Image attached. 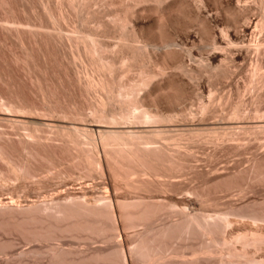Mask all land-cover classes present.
<instances>
[{"label":"rangeland","instance_id":"obj_1","mask_svg":"<svg viewBox=\"0 0 264 264\" xmlns=\"http://www.w3.org/2000/svg\"><path fill=\"white\" fill-rule=\"evenodd\" d=\"M87 1L83 2L84 6L81 3L78 5L79 8L77 6L74 8L75 4L70 6V3H67L66 0H43V2L42 0H0V208H9L10 202L19 205L21 208H28L50 198H60L61 201H64L65 198H72L89 204L96 203L98 198H107L113 203V218L115 220L114 224L117 225L116 228L118 227L116 230L118 233H115L114 241L108 243H103L97 237L86 239L82 236L73 239L69 235H56L55 238L52 237L49 241L31 242L30 238L28 239L27 236L24 238V235L8 220L9 211L1 209L0 216L2 218H0L3 220L0 219V264H6V261H12L13 258L16 259L20 252L26 250H37L42 253L39 256L40 259L36 256V259L28 257L29 261L39 260L41 262L43 260L42 262L45 263L47 257H45L44 252L47 247H57L63 250L66 248L65 251L86 252L97 247L103 248V246L108 249L117 243L122 245L123 252L127 249L123 253L124 256L126 255V263L134 264L133 261L135 260L130 259L128 249L132 247L131 238L142 230V226L128 228L127 225L125 227V219H121L124 218L121 215L126 210L124 206L127 202H131L127 204L131 205L134 204L135 200L136 203L144 200L142 205L145 204L152 212L154 210L153 217L155 216V218L152 217L150 220L153 228L178 222L181 217L176 212L178 208L187 207L186 212L189 211L188 213L203 216L204 219L205 217L215 219L219 215L223 216L226 213L227 216L229 214L230 226L226 227L227 231L221 233L222 235L218 233L219 235H216V238L223 239L222 237L225 236L224 239L228 244L230 243L229 245L232 244V248L241 251V244L239 242L235 243V237L245 235L244 237L248 238V236L252 237L253 233H264V216L259 214H264V207H261L264 205V0ZM156 16L158 17L156 18ZM189 19L193 20L194 23ZM97 25L101 27H97ZM164 29L168 30L167 33ZM83 35L95 38L103 49L101 57L114 63V67L112 66L113 74L111 73L109 77H106L113 87L110 93L98 89H90L89 91L86 86L89 82L96 83L99 78L101 79L103 71H100L101 69L96 66L95 62L93 63L96 60L95 58V60L89 59L90 57L87 54V56L85 55L84 47L87 46V43L77 41ZM137 38L138 41H136ZM225 40L227 41L225 42ZM167 47L170 49L167 50ZM228 47L235 48L231 50ZM67 58L69 61H67ZM214 58L221 60V64L214 63ZM127 62H130V65ZM151 76H154L151 78L152 80L150 79ZM140 83H143V86ZM145 83H148L147 86ZM129 84H140L138 85L140 88L137 89L140 95L136 92V95L133 98L131 97L132 102H135V104L132 103L131 107L129 106L132 113L137 114L146 110L154 116L151 120L148 119V122L145 120L139 121L138 119L136 121H134L135 119L132 120L131 125L146 132L145 137H143L144 132H141L142 135L137 133V136L141 135L144 138H142L143 141L138 140L141 142L154 140L151 141V146L156 144L155 147L170 144V149H173V145H176L175 149L176 147L178 149L180 144L181 151L178 154L181 157L175 156L177 159H171L164 153L156 155L159 156L157 159L156 156L152 157L153 161H148L151 165L148 164L150 168L152 167V171L162 173H158L161 175V179L159 178L161 182L154 179L140 180L142 178L134 174L130 178L131 181L137 183V189L128 187L127 184L125 186V179H119L124 178L123 173L127 172L126 169L128 168H122V171L121 168L119 170L115 166L111 157V149L115 145H110L111 148H102L101 138H98L101 137V134L99 135L96 132L97 128L102 131L105 129L127 130L126 127H129V125H123V122L120 121L122 126L120 124H115L116 127L115 125L111 126L107 123V119L110 115L119 113L118 110L121 108L123 97L117 98L115 96L116 89L119 85L126 86ZM178 84L180 86H177ZM175 87L176 90H173ZM124 100L126 99L124 98ZM100 101L105 103L103 109L106 117L104 119L94 116L93 112L98 109L99 106H96V104L99 105ZM133 105L137 108H134ZM22 115H24V118ZM172 116L173 118H171ZM155 118L157 119L155 120ZM171 122H173V125L169 124ZM226 122L228 123L226 124ZM64 127L66 129L62 131L61 129H64ZM80 127L82 129L93 128L94 133H89L87 139L81 134L74 133L79 135L80 145L78 147L65 138L67 137L65 132L70 131L69 133L72 134L71 130H81ZM159 130L163 132L161 131V133ZM152 132L157 133L155 135ZM29 134L34 138L28 136ZM180 134L182 135L180 136ZM153 136L159 138L155 139ZM147 138L150 140H147ZM115 144L121 146L118 141ZM102 150H105V153ZM103 153L109 157L107 156V158ZM86 156L93 159L91 162L94 165L86 160ZM91 158H89V161ZM109 158L111 159L109 160ZM14 167L16 169H13ZM131 170L135 173L136 168L132 167ZM134 177L135 179L138 177V179L135 180ZM147 183L150 185L146 186ZM103 187L105 188L103 189ZM166 187L167 189H165ZM123 200L126 202L121 207L122 205L119 204H124ZM119 207L125 210L121 211ZM256 215L260 218L263 217L262 220L260 218L258 220ZM255 216L256 218H254ZM3 217L7 219L4 220ZM173 219L174 221H172ZM198 240L196 237L190 240L193 241L192 243L183 239L174 240L167 247L164 254L170 257L172 251L184 249L190 246L189 244L197 246L202 241L201 238ZM209 244L211 243L209 242ZM185 245L187 246L185 247ZM212 245L214 246V244ZM219 245L212 246L217 254L214 255L215 257L213 256L212 261L219 259L222 255L226 256L224 253L225 248ZM259 248L258 250V248L247 247L246 251L255 260L260 261L261 258V261H264V246ZM185 250L182 251L187 254L188 252ZM166 252L171 253L170 256ZM185 256L188 259L192 258L188 254Z\"/></svg>","mask_w":264,"mask_h":264},{"label":"bare ground","instance_id":"obj_2","mask_svg":"<svg viewBox=\"0 0 264 264\" xmlns=\"http://www.w3.org/2000/svg\"><path fill=\"white\" fill-rule=\"evenodd\" d=\"M67 3H70L69 5L71 6L75 4L74 8L77 6V8H79V4L83 5V2L85 3L87 0H66ZM103 1V0H102ZM160 1V0H159ZM176 1V0H175ZM195 1V0H194ZM210 1V0H209ZM263 1V0H262ZM38 2V1H37ZM43 2V0H42ZM49 2V1H48ZM47 2V3H48ZM57 2V1H56ZM88 2V1H87ZM92 2V1H91ZM100 2V1H99ZM113 2V1H112ZM117 2V1H116ZM140 2V1H139ZM154 2V0H153ZM180 2V1H179ZM185 2V1H184ZM198 2V1H197ZM167 3V1H166ZM195 3V2H194ZM239 3V2H237ZM42 4V3H41ZM56 4V3H55ZM77 4V5H76ZM96 4V3H95ZM154 4V3H153ZM179 4V3H178ZM187 4V3H186ZM236 4V3H235ZM45 5V4H44ZM80 5V7H81ZM91 5V4H90ZM114 5V4H113ZM129 5V3H128ZM151 5V4H150ZM149 5V6H150ZM184 5V4H183ZM198 5V4H197ZM200 5V4H199ZM213 5V4H212ZM232 5V4H231ZM247 5V4H246ZM245 5V6H246ZM40 6V4H39ZM84 6V5H83ZM92 6V5H91ZM148 6V5H147ZM180 6V5H179ZM187 6V5H186ZM208 6V5H207ZM239 6V5H238ZM45 7V6H44ZM59 7H62V6H59ZM136 7V5H135ZM139 7V6H138ZM137 7V8H138ZM142 7V6H141ZM145 7V6H144ZM204 7V6H202ZM211 7V6H210ZM73 8V9H74ZM130 8V7H129ZM134 8V7H133ZM149 8V7H148ZM185 8V7H184ZM226 8V7H225ZM236 8V7H235ZM234 8V9H235ZM240 8V7H239ZM242 8V7H241ZM44 9V8H42ZM70 9V7H69ZM81 9V8H80ZM79 9V10H80ZM136 9V8H135ZM143 9V8H142ZM151 9V8H150ZM155 9V8H154ZM154 9H153V12H154ZM159 9V8H158ZM182 9V8H181ZM191 9V7H190ZM203 9V8H202ZM205 9V8H204ZM203 9V10H204ZM263 9V8H262ZM46 10V8H45ZM48 10V9H47ZM90 10V9H89ZM131 10V9H130ZM148 10V9H147ZM178 10V9H176ZM187 11V9H185ZM194 10V9H193ZM201 10V9H200ZM231 10V9H230ZM233 10V9H232ZM244 10V9H243ZM264 10V9H263ZM49 11V10H48ZM57 11V10H56ZM85 11V10H84ZM83 11V12H84ZM143 11V10H142ZM185 11V12H186ZM189 11V10H188ZM191 11V10H190ZM224 11V10H223ZM226 11V9H225ZM47 12V11H46ZM64 12V10H63ZM80 12V11H78ZM76 12V13H78ZM90 12V11H89ZM132 12V11H131ZM156 12V11H155ZM171 12V10H170ZM194 12V11H193ZM197 12V11H196ZM59 13V12H58ZM69 13V12H68ZM85 13V12H84ZM151 13V12H150ZM160 13V11H159ZM172 13V12H171ZM212 13V12H211ZM229 13V12H228ZM231 13V11H230ZM242 13V12H241ZM240 13V14H241ZM244 13V12H243ZM61 14V13H60ZM135 14V13H134ZM174 14V13H173ZM183 14V13H181ZM208 14V13H207ZM70 15V14H69ZM78 15V14H77ZM150 15V14H149ZM160 15V14H159ZM200 15V14H199ZM243 15V14H242ZM68 16V15H67ZM165 16V15H164ZM177 16V15H176ZM179 16V15H178ZM183 16V15H182ZM185 16V15H184ZM188 16V15H187ZM239 16V15H238ZM237 16V17H238ZM142 17V16H141ZM158 16H156L157 18ZM206 17V16H205ZM217 17V16H216ZM60 18V17H59ZM89 18V17H88ZM129 18V17H128ZM140 18V17H139ZM172 18V17H171ZM174 18V17H173ZM207 18V17H206ZM209 18V17H208ZM86 19V18H85ZM131 19V18H130ZM146 19V18H145ZM175 19V18H174ZM179 19V18H177ZM182 19V18H181ZM188 19V18H187ZM198 19V18H197ZM227 19V18H226ZM142 20V19H141ZM149 20V19H147ZM162 20V19H161ZM190 20V19H189ZM1 21V20H0ZM66 21V20H65ZM132 21V20H130ZM136 21V20H135ZM163 21V20H162ZM165 21V20H164ZM188 21V20H187ZM191 21V20H190ZM199 21V19H198ZM229 21V20H228ZM48 22V21H47ZM51 22V21H50ZM54 22V21H53ZM58 22V21H57ZM56 22V23H57ZM108 22V21H107ZM129 22V21H128ZM157 22V21H155ZM181 22V21H180ZM192 23H194V21L192 20L191 21ZM200 22V21H199ZM198 22V23H199ZM231 22V21H229ZM87 23V22H86ZM99 23V22H98ZM150 23V22H149ZM161 23V22H160ZM159 23V24H160ZM17 24V23H16ZM52 24V23H51ZM54 24V23H53ZM84 24V22H83ZM101 24V23H100ZM115 24V23H114ZM126 24V23H125ZM133 24V23H131ZM147 24V23H146ZM152 24V23H151ZM158 24V22H157ZM162 24V23H161ZM190 24V23H189ZM228 24V23H227ZM21 25V24H20ZM23 25V24H22ZM56 25V24H55ZM198 25V24H197ZM12 26V25H11ZM53 26V25H52ZM99 25H97L98 27ZM110 26V25H109ZM141 26V25H140ZM158 26V25H157ZM182 26V25H181ZM180 26V27H181ZM190 26V25H189ZM194 26V25H193ZM3 27V25H2ZM1 27V28H2ZM101 27V26H99ZM128 27V26H127ZM132 27V26H131ZM134 27V26H133ZM144 27V26H143ZM150 27V26H149ZM152 27V26H151ZM156 27V26H155ZM169 27V26H168ZM7 28V27H6ZM32 28V27H31ZM37 28V27H36ZM140 28V27H139ZM162 28V27H160ZM158 28V29H160ZM176 28V27H175ZM4 29V27H3ZM8 29V28H7ZM5 29V30H7ZM25 29V27H24ZM126 29V28H125ZM142 29V28H141ZM147 29V28H146ZM157 29V28H156ZM169 29V28H167ZM177 29V28H176ZM18 30V29H16ZM43 30V29H42ZM50 30V29H49ZM152 30V29H151ZM154 30V29H153ZM162 30V29H161ZM165 30V29H164ZM163 30V31H164ZM191 30V29H190ZM75 31V29H74ZM96 31V29H95ZM131 31V30H130ZM142 31V30H141ZM156 31V30H154ZM166 31V30H165ZM168 31V30H167ZM166 31V33H167ZM231 31V30H230ZM11 32V31H10ZM9 32V33H10ZM41 32V31H40ZM39 32V33H40ZM78 32V31H77ZM81 32V31H79ZM83 32V31H82ZM118 32V31H117ZM122 32V31H121ZM161 32V31H160ZM175 32V31H174ZM183 32V31H182ZM6 33V32H4ZM8 33V32H7ZM76 33V32H75ZM85 33V32H84ZM119 33V32H118ZM135 33V32H134ZM149 33V32H148ZM158 33V32H157ZM186 33V32H185ZM220 33V32H219ZM225 33V32H224ZM79 35V33H77ZM81 34V33H80ZM83 34V33H82ZM86 34V33H85ZM90 34V33H89ZM93 34V33H92ZM228 34V33H227ZM129 35V34H128ZM132 35V34H131ZM161 35V34H160ZM186 35V34H185ZM235 35V34H234ZM121 36H123L121 34ZM127 36V35H126ZM130 36V35H129ZM142 36V35H140ZM167 36V35H166ZM169 36V35H168ZM167 36V37H168ZM221 36V35H220ZM114 37V35H113ZM137 37V35H136ZM144 37V36H143ZM228 37V36H226ZM123 38V37H122ZM159 38V37H158ZM166 38V37H165ZM223 38V37H222ZM67 39V38H66ZM116 39V38H115ZM114 39V40H115ZM163 40V37L161 38ZM227 39V38H225ZM230 39V37H229ZM68 40V39H67ZM77 40V39H76ZM121 40V38H120ZM161 40V41H162ZM77 41H81L83 43H87V46L84 47V51H85V55L87 54L88 57H90L89 59H93L95 61H93V63L95 62V64H97L96 66H98L99 69H101L100 71H103V75H102V78L96 82V83H93V82H89L86 84L88 90L90 91V89H98V90H101V91H105V92H109L111 91V89L113 88L111 86V83L109 82V80L106 78L107 76L109 77L112 73V66L114 67V63L109 60V59H104L101 57V53H102V48L99 46L97 40L93 37H90L89 35H83L81 37H79V40ZM118 41V40H117ZM122 41V40H121ZM138 41V38L137 40ZM154 41V40H153ZM152 41V42H153ZM173 41V40H172ZM227 40H225L226 42ZM71 42V40H70ZM80 42V43H81ZM120 42V41H119ZM118 42V43H119ZM128 42V41H127ZM140 42V41H139ZM229 42V41H228ZM126 43V42H125ZM130 43V42H129ZM128 43V44H129ZM148 43V42H147ZM159 43V42H158ZM141 44V43H140ZM149 44V43H148ZM161 44V43H159ZM227 44V43H225ZM71 45V44H69ZM75 45V44H74ZM110 45V44H109ZM136 45V44H135ZM153 45V44H151ZM221 45V44H220ZM224 45V44H223ZM235 45V43H234ZM233 45V46H234ZM85 46V45H84ZM139 46V45H138ZM146 46V45H145ZM165 46V45H164ZM174 46V45H173ZM172 46V47H173ZM110 47V46H109ZM125 47V46H124ZM123 47V48H124ZM128 47V46H127ZM148 47V46H147ZM170 47V46H169ZM221 47V46H220ZM245 47H247L245 45ZM253 47V46H252ZM256 47V46H255ZM77 48V47H76ZM118 48V47H117ZM134 48V46H133ZM143 48V47H142ZM150 48V47H149ZM165 48V47H164ZM168 48V47H167ZM229 48V47H228ZM235 48V47H233ZM232 48V49H233ZM248 48V47H247ZM106 49V48H105ZM114 49V48H113ZM121 49V48H120ZM126 49V48H125ZM140 49V48H139ZM154 49V48H153ZM161 49V48H160ZM170 48H168L167 50H169ZM231 49V48H229ZM231 49V50H232ZM242 49V48H241ZM245 49V48H244ZM257 49V48H256ZM77 50V49H76ZM118 50V49H117ZM214 50V49H213ZM217 50V49H216ZM225 50V49H223ZM235 50V49H234ZM145 51V50H144ZM166 51V49H165ZM222 51V50H221ZM226 51V50H225ZM239 51V50H238ZM247 51V50H245ZM259 51V49H258ZM73 52V51H72ZM104 52V51H103ZM115 52V51H114ZM120 52H123V51H120ZM148 52V51H146ZM152 52V51H151ZM155 52V51H154ZM158 52V51H157ZM164 52V50H163ZM218 52V51H217ZM220 52V50H219ZM227 52V51H226ZM107 53V52H106ZM119 53V51H118ZM124 53V52H123ZM134 53V52H133ZM141 53V52H140ZM153 53V52H152ZM161 53V52H160ZM214 54L216 52H213ZM249 53V52H248ZM73 54V53H72ZM71 54V55H72ZM115 54V53H114ZM132 54V53H131ZM149 54V53H148ZM159 54V53H158ZM162 54V53H161ZM210 54V53H208ZM220 54V53H219ZM228 54V53H227ZM86 55V56H87ZM103 55V54H102ZM133 55V54H132ZM166 55V54H165ZM221 55V54H220ZM117 56V55H116ZM129 56V55H128ZM225 56V55H224ZM70 57V56H69ZM73 57V56H72ZM80 57V55H79ZM109 57V56H108ZM86 58V57H85ZM95 58V59H94ZM231 58V57H230ZM72 59V58H71ZM70 59V60H71ZM126 59V58H125ZM129 59V58H127ZM132 59V58H131ZM227 59V58H226ZM233 59V58H232ZM73 60H75V58L73 57ZM121 60V58H120ZM208 60V59H207ZM67 61L68 58H67ZM78 61V60H77ZM91 61V60H90ZM221 60H219L218 58H214L213 59V62L214 63H220ZM229 61V60H228ZM74 62V61H73ZM76 62V61H75ZM89 63V61H87ZM196 62V61H195ZM209 62V61H208ZM225 62V61H224ZM238 62V61H237ZM77 63V62H76ZM75 63V64H76ZM92 63V62H91ZM118 63V62H117ZM121 63V62H120ZM129 63L128 65H130V62H127ZM69 64V63H68ZM200 64V62H199ZM209 64V63H208ZM257 64V63H256ZM70 65V64H69ZM74 65V64H73ZM90 65V63H89ZM121 65V64H120ZM198 65V64H197ZM211 65V63H210ZM209 65V66H210ZM223 65V64H222ZM77 66V65H76ZM93 66V65H92ZM224 66V65H223ZM232 66V65H231ZM124 67V66H123ZM215 67V66H214ZM219 67V66H218ZM217 67V68H218ZM222 67V66H221ZM226 67V66H225ZM257 67V66H256ZM127 68V67H126ZM125 68V69H126ZM195 68V67H194ZM227 68V67H226ZM115 69V68H114ZM183 70V68H181ZM211 69V67H210ZM221 69V68H220ZM230 69V68H229ZM256 69V68H255ZM73 70H75L73 68ZM128 71V70H127ZM220 71V70H219ZM257 71V70H256ZM259 71V70H258ZM211 72V71H210ZM216 72V71H215ZM159 73V71H158ZM222 73H223V70H222ZM78 74V73H77ZM113 74V73H112ZM115 74V72H114ZM255 74V73H254ZM76 75V74H75ZM141 75V74H140ZM152 75V74H150ZM154 75V74H153ZM157 75V74H156ZM160 75V74H159ZM182 75V74H181ZM252 75V74H251ZM114 76V75H113ZM146 76V75H145ZM149 76V75H148ZM154 77V76H151L150 79ZM181 77V76H180ZM184 77V76H183ZM182 77V78H183ZM253 77V76H252ZM262 77V76H261ZM76 78V77H75ZM113 78V77H112ZM79 79V78H78ZM118 79V78H117ZM261 79V78H260ZM115 80V79H114ZM120 80V79H119ZM152 80V79H151ZM192 80V79H191ZM113 81V80H112ZM122 81V80H120ZM179 81V80H178ZM138 82V81H137ZM142 82V81H140ZM146 82V81H145ZM185 82V81H184ZM86 83V82H85ZM121 83V82H120ZM123 83V82H122ZM125 83V82H124ZM128 83V82H126ZM132 83V82H131ZM150 83V82H148ZM148 83H145L146 86ZM174 83V81H173ZM177 83H180V82H177ZM84 84V83H83ZM115 84V83H114ZM136 84V83H135ZM141 84V83H140ZM138 84V85H140ZM143 84V83H142ZM141 84V85H142ZM167 84V83H166ZM169 84V83H168ZM172 85V83H170ZM187 84V83H185ZM184 84V85H185ZM189 84V82H188ZM113 85V84H112ZM138 85H119V87L116 89V95L117 98L121 96L123 97L122 99V102H121V108L118 110L119 113H116V114H112L110 115L107 119V123L110 124L111 126L112 125H115V124H120V121L123 122V125L124 124H127L129 125V127H126L127 130H123V131H114L113 130H105L102 131V130H99L97 128V133H99V135L101 134V137H98V138H101V146L102 148L106 149L107 147L111 148L112 146L110 145H115L112 149H111V153H112V162L114 161V164L115 166H117L120 170V168H128L129 167H134L136 168V171L135 173H133V171L130 170L124 174V178H119L120 180L121 179H125V186L127 184L128 187H131V188H136L138 185L137 183H135V181H131V176L132 175H137L139 178H142L140 180H147V179H154L156 181H159L161 178V175L162 173L158 174L156 173L155 171H152L151 168H150V163L148 161L152 160L153 158L152 157H155L156 155H160L161 153H164L166 154L167 156H169V158L171 157L172 158H176L175 156H179L178 154H180V148H179V145H178V149L176 147L175 149V146L176 145H173L174 147H172L173 149H170L169 146L170 144H168V146H166L167 144H163V145H159V147H155L154 146H151V141L149 142H141L143 141L142 138L145 137V131H142V130H138L139 128L136 129V126H133L131 125V122L132 120L136 121L137 119L140 121V120H145L147 121L148 119L151 120L152 118H154V116L149 113L148 111L146 110H143L141 111L139 114L137 113H132V111L130 110L131 108V105H132V99L131 97L133 98L134 95H136V92L138 91L137 89L140 88ZM84 86V85H83ZM118 86V85H117ZM116 86V87H117ZM143 86V85H142ZM167 86V85H166ZM170 86V85H168ZM174 86V85H173ZM172 86V87H173ZM176 86V85H175ZM177 86H180L179 84ZM115 87V88H116ZM183 87V86H182ZM86 88V89H87ZM189 88V87H188ZM157 89V88H156ZM171 89V88H170ZM144 90V89H143ZM173 90H176V87L175 89ZM114 91V89H113ZM112 91V92H113ZM140 91V90H139ZM183 91V90H181ZM88 92V91H87ZM97 92V91H96ZM156 92V91H155ZM171 92V91H170ZM91 93V92H90ZM93 93V92H92ZM115 93V92H114ZM138 93V92H137ZM154 93V92H153ZM158 93V92H157ZM174 93V91H173ZM181 93V92H180ZM139 94V93H138ZM140 95V94H139ZM150 95V94H148ZM147 95V96H148ZM107 96V95H106ZM105 96V97H106ZM113 96V95H112ZM177 96V94H176ZM114 97V96H113ZM130 97V98H129ZM109 98V97H108ZM119 98V99H120ZM124 98L126 100H124ZM105 99V98H104ZM111 99V98H110ZM116 99V98H115ZM114 99V100H115ZM101 100V99H100ZM118 103V102H117ZM104 104L102 101H100V104L96 106H99L97 110L93 111L94 112V116L96 117H99V118H105L106 114H104ZM120 104V103H119ZM126 104V105H125ZM135 104V102L133 103ZM138 104V103H137ZM9 105V104H8ZM12 105V104H11ZM125 105V106H124ZM139 105V104H138ZM7 106V105H6ZM13 106V105H12ZM130 106V107H129ZM3 107V106H2ZM5 107V106H4ZM134 107V105H133ZM136 107V106H135ZM134 107V108H135ZM139 107H142V106H139ZM16 108V107H15ZM137 108V107H136ZM5 109V108H4ZM11 109V108H10ZM9 109V110H10ZM21 109V108H20ZM31 109V108H30ZM96 109V108H95ZM105 109L107 110V108L105 107ZM141 109V108H139ZM1 110V109H0ZM14 110V109H12ZM150 110V109H149ZM202 110V109H201ZM8 111V110H7ZM18 111H22V110H18ZM26 111V110H25ZM30 111V110H29ZM37 111V110H36ZM53 111V110H52ZM91 111V110H90ZM203 111V110H202ZM24 112V111H23ZM39 112V111H38ZM17 113V112H16ZM55 113V112H54ZM53 113V114H54ZM25 114V113H24ZM27 114V113H26ZM40 114V113H39ZM52 114V113H51ZM17 115V114H16ZM21 115V114H19ZM42 115V114H41ZM85 115V114H84ZM83 115V116H84ZM201 115H202V112H201ZM23 118H24V115H22ZM27 116V115H26ZM45 116V115H44ZM56 116V115H55ZM64 116V115H63ZM62 116V117H63ZM74 116V115H73ZM193 116V115H192ZM199 116V115H198ZM18 117V116H17ZM50 117V116H49ZM59 117V116H58ZM70 117V116H69ZM78 117V116H77ZM87 117V116H86ZM186 117V116H185ZM22 118V117H21ZM28 118V117H27ZM30 118V117H29ZM40 118V117H39ZM81 118V117H80ZM173 118V116L171 117ZM44 119V118H43ZM75 119V118H74ZM79 119V118H78ZM92 119V118H91ZM157 118H155L156 120ZM167 119V118H166ZM14 120V119H13ZM46 120V119H45ZM161 120H165V119H161ZM171 120V119H170ZM9 121V120H8ZM22 121V120H21ZM24 121V120H23ZM52 121V120H51ZM102 121V120H101ZM100 121V122H101ZM153 121V120H152ZM159 121V120H158ZM167 121V120H166ZM192 121V120H191ZM20 122V120H19ZM18 122V123H19ZM25 122V121H24ZM50 122V121H49ZM64 122V121H63ZM79 122V121H78ZM148 122V121H147ZM157 122V121H155ZM190 122V121H188ZM215 122V121H214ZM221 122V120H220ZM264 122V121H263ZM13 123V121H12ZM27 123V122H26ZM40 123V122H39ZM77 123V122H76ZM103 123V122H102ZM101 123V124H102ZM136 123V122H135ZM151 123V122H150ZM160 123V122H159ZM163 123V122H161ZM173 122L169 123V124H172ZM178 123V122H177ZM180 123V122H179ZM192 123V122H190ZM228 122H226L227 124ZM262 123V121H261ZM17 124V123H16ZM68 124V123H67ZM75 124V123H74ZM99 124V125H101ZM105 124V122H104ZM133 124V123H132ZM144 124V123H143ZM156 125V123H154ZM153 124V125H154ZM167 123V126L169 125ZM205 124V123H204ZM207 124V123H206ZM18 125V124H17ZM75 125H78V124H75ZM82 125H85V124H82ZM121 125V124H120ZM146 125V124H145ZM148 125V124H147ZM173 125V124H172ZM64 126V125H63ZM62 126V127H63ZM86 126V125H85ZM117 125H115L116 127ZM119 126V125H118ZM122 126V125H121ZM132 126V127H130ZM149 126V125H148ZM181 126V125H180ZM184 126V125H182ZM224 126V125H223ZM261 126V125H260ZM47 127V126H46ZM54 127V126H53ZM59 127V126H58ZM82 127V126H81ZM80 127L81 130H74L75 129V126H74V129L73 131L71 130V132H73L72 134L69 133L70 129L68 130L69 134L65 132V134H67L65 138H67L68 140H70V142L72 144H74L75 146H78L80 145V142H79V135L78 134H81V136H85L88 137L89 133L92 134L94 133V130L93 128L91 129L90 127L88 128H85V129H82ZM96 127H98L96 125ZM134 127V128H133ZM143 127V126H142ZM177 127V126H176ZM259 127V126H258ZM257 127V128H258ZM41 128V127H40ZM57 128V127H56ZM73 128V127H72ZM102 128V126H101ZM106 128H111V127H106ZM114 128V127H112ZM119 128V127H117ZM125 128V127H123ZM227 128V127H226ZM244 128V127H243ZM35 129V128H34ZM52 129V128H51ZM50 129V130H51ZM54 129V128H53ZM58 129V128H57ZM61 129V128H60ZM66 128L64 127V129H61L62 131L65 130ZM68 129V128H67ZM120 129V128H119ZM122 129V128H121ZM133 129H136V130H133ZM173 129V128H172ZM180 129V128H179ZM242 129V127H241ZM158 130V129H157ZM156 130V131H157ZM164 130V129H163ZM177 130V129H176ZM175 130V131H176ZM213 130V129H212ZM37 131V130H36ZM60 131V130H59ZM151 131V130H150ZM155 131V130H154ZM160 131V130H159ZM162 131V130H161ZM160 131V132H161ZM174 131V130H172ZM81 132V133H80ZM141 132L143 133L144 132V136L142 137L141 135ZM158 132V133H160ZM163 132V131H162ZM161 132V133H162ZM30 133V131H29ZM34 133V132H33ZM52 133H53V130H52ZM74 133H78V134H74ZM141 134L140 136H137L136 134ZM152 133H155V132H152ZM157 133V132H156ZM155 133V135H156ZM231 133V132H230ZM229 133V134H230ZM26 134V133H25ZM46 134V133H45ZM63 134V133H62ZM64 134V135H65ZM224 134V133H223ZM24 135V134H23ZM44 135V134H43ZM48 135V133H47ZM63 135V136H64ZM148 135V133H147ZM154 135V134H152ZM161 135V134H160ZM179 135V134H178ZM182 134H180L181 136ZM185 135V134H184ZM228 135V134H227ZM231 135V134H230ZM234 135V134H233ZM28 136H32L31 134H29ZM49 136V135H48ZM51 136V135H50ZM54 136V135H53ZM57 136V135H55ZM60 136V135H59ZM158 136V135H157ZM226 136V135H225ZM224 136V137H225ZM33 137V136H32ZM94 137V135H93ZM92 137V139H94ZM147 137V136H146ZM154 137V136H153ZM222 137V136H221ZM231 137V136H230ZM24 138V136H23ZM31 138V137H30ZM34 138V137H33ZM36 138V136H35ZM62 138V137H61ZM89 138V137H88ZM150 138V137H149ZM147 138V140L149 139ZM155 138V137H154ZM159 138V137H157ZM155 138V139H157ZM177 138V137H176ZM175 138V139H176ZM26 139V138H25ZM64 139V138H63ZM87 139V138H86ZM138 139H141L138 140ZM144 139V138H143ZM217 139V138H216ZM219 139V137H218ZM223 139V138H222ZM233 139H235L233 137ZM29 140V139H28ZM37 140V139H36ZM59 140V139H58ZM67 140V141H68ZM138 140V141H137ZM150 140V139H149ZM160 140V139H159ZM173 140V138H172ZM180 140V139H179ZM34 141V140H33ZM66 141V140H65ZM81 141V139H80ZM86 141V140H85ZM84 141V142H85ZM89 141V140H88ZM118 141L121 145V146H118L117 144H115V142ZM121 141V142H120ZM154 141V140H153ZM152 141V142H153ZM21 142V141H20ZM30 142V141H29ZM42 142V141H41ZM173 142V141H172ZM38 143V142H37ZM44 143V142H43ZM53 143V141H52ZM63 143V142H62ZM163 143V142H162ZM60 144V143H59ZM84 144V143H83ZM24 145V144H23ZM37 145V144H36ZM40 145V144H38ZM50 145V144H49ZM56 145V144H55ZM82 145V144H81ZM86 145V143H85ZM88 145V144H87ZM183 145V144H182ZM30 146V145H29ZM68 146V145H67ZM73 146V145H71ZM157 146V145H156ZM26 147V145H25ZM24 147V148H25ZM32 148V147H31ZM77 148V147H76ZM84 148V147H83ZM182 148H184L182 146ZM23 150V149H22ZM36 150V149H35ZM78 150V149H77ZM182 150V149H181ZM32 151V150H31ZM76 151V150H75ZM103 151V150H102ZM105 151V150H104ZM103 151V152H104ZM92 152V151H91ZM186 152V151H184ZM36 153V152H35ZM78 153V152H77ZM83 154L85 152H82ZM87 153V152H86ZM105 153V152H104ZM103 153V154H104ZM107 153V152H106ZM110 153V154H111ZM91 154V153H90ZM25 155V154H24ZM36 155V154H35ZM86 155V154H85ZM106 155V154H104ZM83 156V155H82ZM108 155H106L107 157ZM166 156V157H167ZM185 157V155H183ZM109 157V156H108ZM107 157V158H108ZM159 156H156L155 158L157 159ZM181 157V156H179ZM39 158V157H38ZM74 158V157H73ZM81 158V157H80ZM86 160L92 164L91 161H93V159L91 157H85ZM89 158L90 161H89ZM94 158V157H93ZM34 159V158H33ZM36 159V158H35ZM84 159V157H83ZM104 159V158H103ZM111 158H109L110 160ZM163 159V158H161ZM173 159V161H174ZM177 159V158H176ZM74 160V159H73ZM85 160V161H86ZM155 160V159H154ZM160 160V159H159ZM167 160V159H166ZM170 160V159H169ZM168 160V161H169ZM181 160V159H180ZM30 161V160H29ZM96 161V160H95ZM153 161V160H152ZM158 161V160H157ZM172 161V160H171ZM79 162V161H78ZM83 162V161H82ZM87 162V164H88ZM107 162V161H106ZM111 162V163H112ZM163 162V161H162ZM167 162V161H166ZM179 162V161H178ZM7 163V162H6ZM101 163V162H99ZM150 165H149V164ZM154 163V162H153ZM156 163V162H155ZM169 163V162H168ZM175 163V162H173ZM83 164V163H81ZM9 165V164H8ZM85 165V164H84ZM89 165V164H88ZM94 165V164H92ZM102 165V164H101ZM110 165V164H108ZM149 165V166H148ZM154 165V164H153ZM161 165V163H160ZM159 165V166H160ZM169 165V164H168ZM174 165V164H173ZM11 166V164H10ZM158 166V167H159ZM177 166V165H176ZM90 167V166H89ZM88 167V168H89ZM96 167V166H95ZM112 167V166H111ZM110 167V168H111ZM163 168V166H161ZM172 167V166H171ZM178 167V166H177ZM97 168V167H96ZM103 168V167H102ZM117 168V169H118ZM167 168V167H165ZM173 168V167H172ZM13 169H16L15 167ZM115 169V168H114ZM157 169V168H156ZM164 169V168H163ZM19 170V169H18ZM22 170V169H21ZM92 170V169H91ZM89 170V171H91ZM103 170V169H102ZM168 170V169H166ZM15 171V170H14ZM32 171V170H31ZM95 171V170H94ZM100 171V169H99ZM112 171V170H111ZM123 171V169H122ZM132 171V172H131ZM181 171V170H180ZM118 172V171H117ZM179 172V171H178ZM177 172V173H178ZM14 173V172H13ZM102 173V172H101ZM120 173V172H119ZM167 173V172H166ZM15 174V173H14ZM112 174V172H111ZM122 174V175H123ZM23 175V174H22ZM35 175V174H34ZM117 175V174H115ZM119 175V174H118ZM26 176V175H25ZM165 176V174H164ZM18 177V176H17ZM138 177L136 179H138ZM166 177V176H165ZM164 177V178H165ZM24 178V177H23ZM30 178V177H29ZM117 178V177H116ZM160 178V179H159ZM163 178V180H165ZM170 178V177H169ZM176 178V177H175ZM22 179V178H21ZM135 179V177H134ZM135 179V180H136ZM116 180V179H115ZM153 180V181H154ZM169 180V179H168ZM171 180V179H170ZM138 181V180H137ZM37 182V181H36ZM139 184L140 181H138ZM150 182V181H149ZM161 182V180H160ZM169 182V181H168ZM122 183V182H121ZM144 183V182H143ZM151 183V182H150ZM153 183V182H152ZM156 183V182H155ZM149 183H147L146 186H148ZM165 184V182H164ZM150 185V184H149ZM160 185V184H159ZM158 185V186H159ZM170 185V184H169ZM67 186V185H66ZM142 186V185H141ZM140 186V187H141ZM153 186V185H152ZM156 186V185H155ZM139 187V188H140ZM143 187V186H142ZM145 187V186H144ZM174 187V186H173ZM67 188V187H66ZM105 187H103L104 189ZM127 188V187H126ZM149 188V187H147ZM145 188V189H147ZM157 189V187H155ZM116 190L118 188H115ZM129 189V188H128ZM137 189V188H136ZM144 189V188H142ZM163 189V188H162ZM167 189V187L165 188ZM139 190V189H138ZM141 190V189H140ZM176 190V189H175ZM56 191V190H55ZM63 191V190H62ZM104 191V190H103ZM134 191V190H133ZM143 191V190H142ZM151 191V190H150ZM170 191V190H169ZM108 192V191H107ZM107 192H104V193H107ZM147 192H149L147 190ZM46 193V192H45ZM48 193V191H47ZM56 193V192H55ZM54 193V194H55ZM60 193V192H59ZM103 193V192H102ZM165 193V191H164ZM171 193V192H170ZM242 193V192H241ZM58 194V193H57ZM63 194V192H62ZM172 194V193H171ZM177 194V193H176ZM53 195V194H51ZM61 195V193H60ZM180 195V194H179ZM57 196V195H56ZM59 196V194H58ZM54 197V196H53ZM70 197V196H69ZM103 197H107V196H103ZM42 198V197H41ZM84 198V197H83ZM109 198V197H108ZM180 198V197H179ZM60 198H50V199H46V200H43L42 202H40L38 205H32L31 207H28V208H21L19 205L17 204H14L13 202H8L9 203V208L7 209H3V208H0V210H8V220H10L12 222L13 225H15V228L22 234L24 235V238L25 236L28 237V239L30 238L31 239V242H35V241H49L50 238L56 236V235H69L70 237H72L73 239L74 238H80L82 236H84L86 239L87 238H94V237H97V238H100L103 243H108V242H113L114 241V237H115V233H118L116 232L117 228L114 224V210H113V203L110 201V199L108 200L107 198H98V200L96 201V203L93 202V204H89L87 202H80L79 200L76 201L75 199H72V198H65L64 201H61L59 200ZM80 199V198H79ZM140 199V197H139ZM172 199V198H171ZM119 200V199H118ZM13 201V200H12ZM20 201V200H19ZM40 201V200H39ZM38 201V202H39ZM144 201V200H143ZM142 201V202H143ZM3 202V201H1ZM26 202V201H25ZM121 202V201H120ZM124 202V200H123ZM126 202V201H125ZM125 202L124 204H119L121 207H123V205H125ZM142 202H139L136 203V200L135 202H133L134 204H131V205H127L131 202H127V204L124 206L125 209H121V211L125 210V212L123 211V214L121 212V216H123L124 218H121V219H125L124 220V225H126L125 227H127L128 225V228H135L137 226H142V230L140 232H138L137 234H135L133 236L132 239V247L130 249H128V253L129 255L131 256H128L130 259H134L135 261L134 264H264V261H261V258H260V261L258 260H255L254 258H252L251 256L248 255L246 249L247 247H250V248H258V250L260 249L259 247H262L264 246V233H257V234H252L250 236H248V238H245L244 236H237L235 237L236 242H239L241 244V251H236L234 248L231 247V245L228 244V242H226V240L224 239V237H222L223 239H218L216 238V235L218 236L220 233V235H222L221 233H224L225 230H226V227H228V225L230 224V220L228 219V215L226 216V213L223 214V216H218L217 218L215 217V219L213 218H208V217H205V219L203 218V216H199V215H195V214H191V213H188L186 212V208H182V209H177L176 212L179 213V216L181 215V217L179 218V221L178 222H173L171 224H168V225H164V226H161L159 228H153L150 224V220L151 218L153 217V212L149 209V207L147 208V206L144 204V206L142 205ZM175 202V201H174ZM7 203V202H6ZM141 203V204H140ZM145 203H148V202H145ZM156 203V202H155ZM153 203V204H155ZM160 203V202H159ZM164 203H166L164 201ZM168 203V201H167ZM256 203V202H255ZM263 203V202H262ZM32 204V203H31ZM259 204V203H258ZM30 205V204H29ZM148 205V204H147ZM159 205V204H158ZM166 205V204H165ZM174 205V204H173ZM152 206V205H151ZM156 206V205H155ZM164 206V205H163ZM175 206H176V203H175ZM174 206V207H175ZM248 206V205H247ZM5 207V206H4ZM161 207V205H160ZM173 207V208H174ZM242 207V206H241ZM245 207V206H244ZM252 207V206H251ZM261 207H264L261 206ZM128 208V209H127ZM151 208V207H150ZM156 208V207H155ZM159 208V207H158ZM157 208V209H158ZM172 208V210H173ZM250 208V207H249ZM254 208V207H253ZM156 209V210H157ZM161 209H164V208H161ZM160 209V210H161ZM176 209V208H174ZM242 209V208H241ZM245 209H248V208H245ZM1 210V211H2ZM231 210V208H230ZM239 210V209H237ZM264 210V208H263ZM262 210V211H263ZM168 211V210H167ZM254 211V210H253ZM252 211V212H253ZM256 211V210H255ZM4 212V211H3ZM174 212V211H172ZM257 212V211H256ZM5 213V212H4ZM119 213V212H118ZM228 213V212H227ZM254 213V212H253ZM258 213V212H257ZM157 214V213H156ZM161 215V213H159ZM168 214V212H167ZM171 214V212H170ZM176 214V213H175ZM174 214V215H175ZM248 214V213H247ZM252 214V213H250ZM255 214V213H254ZM253 214V215H254ZM261 216H264L263 213H259ZM2 215V214H1ZM10 215V216H9ZM165 215V214H164ZM177 215V214H176ZM232 215V214H231ZM258 215V214H257ZM256 215V216H257ZM178 216V215H177ZM235 216V215H233ZM240 216V215H239ZM248 216H251V215H248ZM256 216L254 218H256ZM1 217V216H0ZM167 217V216H166ZM172 217V216H170ZM213 217V216H211ZM231 217V216H230ZM2 218V217H1ZM0 218V219H1ZM4 218V217H3ZM6 217L4 218L7 219ZM155 218V216L153 217ZM169 218V217H168ZM173 218V217H172ZM208 218V219H206ZM249 218V217H248ZM258 220L260 218V216H257ZM263 217L260 218V220H262ZM3 220V219H1ZM264 220V219H263ZM9 221V222H10ZM120 221V219H119ZM123 221V220H121ZM156 221V220H155ZM174 221V219L172 220ZM165 222V221H164ZM171 222V221H170ZM254 223V221H252ZM123 223V222H122ZM127 223V224H126ZM4 224V223H2ZM157 224V223H156ZM162 224V223H161ZM5 226V225H4ZM3 226V227H4ZM8 226V224H7ZM10 226V225H9ZM12 226V225H11ZM230 226V225H229ZM233 226V225H232ZM231 226V227H232ZM124 227V229H125ZM1 228V227H0ZM7 228V227H6ZM229 229V228H228ZM9 230V229H8ZM127 230V228H126ZM227 231V230H226ZM256 232V231H255ZM14 234V233H13ZM233 234V233H232ZM251 234V233H250ZM20 235V234H19ZM117 235V234H116ZM224 235V234H223ZM226 235V234H225ZM195 237L197 238V240L201 238L202 241H200L199 245L195 246L194 244H189L190 246L186 247L187 245H185L186 249L187 250V254L190 255L192 258L191 259H188L186 252L182 251L184 249H177L175 251H172V254L170 257H167L165 253V250L167 249V247L169 245H171L172 242H174V240H177V239H183L185 241H190V240H193L195 239ZM199 237V238H198ZM220 237V236H219ZM232 237V236H231ZM247 237V236H246ZM55 238V237H54ZM66 238V237H65ZM228 238V237H227ZM250 238V239H249ZM68 239V238H67ZM128 239V238H127ZM130 239V241H131ZM54 240V239H53ZM58 240V239H57ZM89 240V239H88ZM198 240V241H199ZM52 241V240H51ZM73 241V240H72ZM120 241V240H119ZM129 241V242H130ZM197 241V242H198ZM231 241V240H230ZM89 242V241H88ZM97 242V241H96ZM128 242V243H129ZM191 242V241H190ZM193 242V241H192ZM191 242V243H192ZM195 242V241H194ZM207 242V243H206ZM209 242L211 244H209ZM234 242V240H233ZM232 242V243H233ZM7 243V242H6ZM181 243V242H180ZM180 243H176V244H180ZM4 244V243H2ZM28 244V243H27ZM47 244V243H46ZM50 244V243H49ZM53 244V243H52ZM85 244V243H84ZM94 244V243H93ZM129 244V245H131ZM174 244V243H173ZM182 244V243H181ZM188 244V243H187ZM198 244V243H197ZM212 244H220L221 246H223L225 248V255L226 256H221L219 259L215 260V261H212V258L213 256L216 254L214 249H212ZM239 244V245H240ZM106 245V244H104ZM112 245V244H111ZM219 245V246H220ZM107 246V245H106ZM125 246V245H124ZM213 246V247H214ZM219 246H217V248H219ZM8 247V246H7ZM56 247V246H54ZM105 246H103V248H95V249H90L86 252L84 251H76V250H72V251H65L66 248L61 249V248H52V247H47V250L44 252L45 253V257H47V262L43 263L42 261L40 262L39 260H33V261H29L28 260V257H33L34 259H36V257H39L40 255H42L41 252H38L37 250H26V251H23V252H20V254L17 256L16 259L13 258L12 261H6V264H127L126 263V258L124 256V252L127 250H125L123 252V248H122V245L120 243H117L115 244L114 246L112 245L111 248H104ZM173 247V245H172ZM171 247V248H172ZM234 247V246H233ZM93 248V247H92ZM1 249V248H0ZM25 250V249H24ZM83 250V249H81ZM185 250V251H186ZM223 250V249H222ZM221 250V251H222ZM249 250V249H248ZM171 251V250H170ZM219 251V250H217ZM43 252V251H42ZM220 252V251H219ZM43 253V254H44ZM221 253V252H220ZM219 254V253H218ZM217 255V254H216ZM221 255V254H219ZM251 255V254H250ZM36 256V257H35ZM254 256V255H253ZM186 257V258H185ZM215 257V256H214ZM190 258V257H189ZM40 259V257H39ZM46 259V258H45ZM263 260V259H262ZM132 262V263H133Z\"/></svg>","mask_w":264,"mask_h":264}]
</instances>
